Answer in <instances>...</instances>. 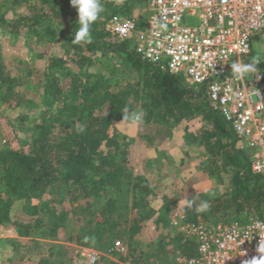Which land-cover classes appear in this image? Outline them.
I'll list each match as a JSON object with an SVG mask.
<instances>
[{
    "label": "trees",
    "instance_id": "16d2710c",
    "mask_svg": "<svg viewBox=\"0 0 264 264\" xmlns=\"http://www.w3.org/2000/svg\"><path fill=\"white\" fill-rule=\"evenodd\" d=\"M41 1L44 8L32 16H18L12 21L0 16V26L5 24L9 33L17 35L19 26H25L29 37L36 38V43L58 44L61 39L66 51L65 58L49 56L44 71L36 72L35 78L34 71L25 69L26 77H33L36 85L28 100L22 99L15 89L32 85H26L24 79L18 77L20 74H12L14 72L8 71L0 61V106L29 110L27 104L33 103V108H40L36 115L21 112L13 120V132L25 134V138L18 141L20 147L0 150V226H11L26 237L32 230H40V235L52 238L58 230L67 227L69 212L58 210L55 201L53 206L45 204L40 208L32 201L49 194L75 203L94 194L93 202L79 208L81 224L77 228V239L80 243L100 242L99 233L127 222L121 218L126 215L121 214L122 211L126 213V209L137 215L128 228L127 238L131 242L140 232L141 223L151 220L156 211L149 204L154 190L145 178L131 180L130 174L126 175L124 157L127 151L109 135L114 123L125 121V109L128 113L141 110L144 124L156 119L172 125L198 114L202 127L196 134L186 137L207 157L204 170L208 177L220 181L225 177L228 182L225 200L215 198L211 204L206 194H200V205L207 202L208 212L220 213V218L232 219L231 222H243L234 217L247 210L264 218V190L260 177L251 171L250 153L237 147L240 135L212 109L205 87L192 86L182 77L142 63L134 52L132 40H118L105 30L117 13L127 15L132 0H123L117 11L110 7L109 14L102 15V11L103 22L97 20L91 26L90 43L71 42L79 25L76 10L69 0H60L59 9L54 7L52 0ZM94 55H99L96 61ZM107 57L122 61L126 68L139 74L140 79L133 84H119L114 78L117 70L113 68H106L97 76L89 72L96 62L104 66ZM68 61L77 66V72L67 66ZM257 67V73L264 78V62ZM121 175L126 178L124 181ZM16 201L21 203L25 220L12 218L11 207ZM42 211L46 220L39 218ZM182 212L190 223L205 221L207 217L195 204L192 208H183ZM182 240L181 233L174 238L183 253L194 257V242L182 243ZM131 247L129 244V255L133 256L136 249ZM119 260L123 258L119 256ZM141 263L139 258L132 262ZM39 264L53 263L44 259ZM106 264L116 263L107 261Z\"/></svg>",
    "mask_w": 264,
    "mask_h": 264
},
{
    "label": "rangeland",
    "instance_id": "374dc122",
    "mask_svg": "<svg viewBox=\"0 0 264 264\" xmlns=\"http://www.w3.org/2000/svg\"><path fill=\"white\" fill-rule=\"evenodd\" d=\"M15 1L17 6H14ZM122 1L101 0L102 15L104 13L109 14L112 11L110 7H114L117 11ZM59 2L60 0H52L56 9H59ZM106 4L108 8H106ZM129 5L127 15L117 13L116 16L132 18L136 20L138 26L143 25L148 15L147 0H132ZM13 6L14 8H12ZM43 8L44 5L41 0H0V16H3L6 21L16 20L18 16H32L35 11H42ZM103 18L101 16L98 20L103 22ZM182 24L194 26L198 24V21L193 16H185ZM105 30L107 31L106 27ZM19 32V34L14 35L9 33L5 24L0 26V61L8 71L14 72L12 74H20L18 77L21 76L26 85L33 86V88L32 86L30 88L20 86L15 89L21 94L22 99L28 100L36 89V85L33 82V77H26V70L34 71L35 78L36 72L44 71L49 56L57 55L65 58L66 51L60 42L61 39L58 44L54 42L53 44H49V42L38 44L35 37H29L25 26H19ZM59 36L63 38L61 35ZM97 56L99 55H94L96 58L94 61L97 60ZM253 58H258L259 63L264 62V39H254L252 52L247 60L242 63H251ZM103 60L102 58L101 61ZM67 64L73 71H78L77 66L71 62L68 61ZM158 67L163 70L162 66ZM106 68L117 70L114 78L119 84L126 82L133 84L140 79V75L126 68L122 61L117 62L110 57H107L104 66L97 62L92 64L89 72L97 76ZM258 71L257 67L255 72L246 76L251 78ZM182 78L187 82L186 78ZM27 106H29V110L10 107L5 104L0 106V150L20 147L18 141L25 138V134L21 131L13 132V120L21 112L36 115L40 109L38 106L33 108L35 106L33 103H29ZM138 109L139 107L136 110ZM138 111L137 114L141 116V110ZM171 124H165L156 119H153L149 124L134 123L128 119L114 123L109 131V135L115 138L127 151V155L124 157L126 175L130 174L131 180L135 177L145 178L154 190V197L150 199L149 204L158 212V215L145 223H141L140 232L134 236L131 242L127 238L128 228L131 226V222L137 218V215L132 213L130 209H126V213L124 211L121 213L126 214L122 215L121 218L127 222H121L116 225L115 229L99 233L100 242L89 241L88 245H84L77 239L79 236L77 228L81 224L78 213L80 207L94 201V194L89 195L84 200H77L75 203H70L68 198L60 199L58 196L53 197L44 194L40 199H34L32 204L39 208L48 204L49 207L53 206L55 201L54 205L57 206L58 210L69 212L67 227L58 230L54 237L48 239L46 236L40 235V230H32L31 235L26 237L11 226H0V264H39V261L44 259H48V262L53 264L58 262L82 264V253L86 249L95 252L98 257L97 264H106L107 261H113L116 264H132L133 260L138 258L141 260V264H175L176 257H186L187 255L180 250L179 244L174 242V238L180 233V224L171 220L172 214L175 212L184 213L182 212L183 201L188 200L189 197L190 200L194 201L193 204L196 205V208H199L198 196L200 194H206V198L211 204L215 198L225 200L228 182L225 177L221 181L208 177L204 170L207 157L204 156L198 145L193 144L186 137L188 134H196L202 127V121L198 114L188 120ZM248 152L251 156V152ZM123 178L126 179L121 175V180ZM208 211L209 209L203 211L207 217L204 219L205 221L201 222L224 225L229 224L232 220L222 219L219 216L220 213L212 214ZM246 212L234 217V219L245 222L248 217L258 216L253 211L248 212L247 210ZM11 215L14 220H25L20 202L16 201L12 205ZM157 217L159 219H156ZM39 218L46 220L44 211L41 212ZM107 238L108 243H106ZM190 241L193 240L190 239ZM183 242L185 241L182 240ZM129 244L132 246L131 248L136 249L133 256L129 255ZM119 256L123 258V261L119 260Z\"/></svg>",
    "mask_w": 264,
    "mask_h": 264
},
{
    "label": "built area",
    "instance_id": "2783aa9c",
    "mask_svg": "<svg viewBox=\"0 0 264 264\" xmlns=\"http://www.w3.org/2000/svg\"><path fill=\"white\" fill-rule=\"evenodd\" d=\"M147 11L143 25L115 16L106 29L118 40H132L142 63L205 87L212 109L240 135L237 147L251 152V171L264 190V78L256 73L236 79L231 73L232 62L251 54L254 39H264V0H147ZM185 16L198 24L183 25ZM171 220L196 247L194 257L178 256L175 264H245L259 256L256 249L264 242V218L215 225L190 223L175 212ZM82 256V264L98 263L93 251Z\"/></svg>",
    "mask_w": 264,
    "mask_h": 264
},
{
    "label": "clouds",
    "instance_id": "9594fccd",
    "mask_svg": "<svg viewBox=\"0 0 264 264\" xmlns=\"http://www.w3.org/2000/svg\"><path fill=\"white\" fill-rule=\"evenodd\" d=\"M71 7L76 10L77 20L79 27L76 29L74 35L72 34V41L75 43H90L91 36V26L94 24L100 17L102 13V3L101 0H69ZM242 51L247 52L246 46ZM259 64L258 58H253L251 63H242V62H232L231 63V72L236 79H243L249 73H253L257 70V65ZM123 119H131L134 123L142 122V118L137 113H128V110L125 109L123 113ZM83 128H81V131ZM194 201L193 200H184V208H192ZM209 208L207 202H203L198 211H206ZM243 242V241H242ZM259 253V256H254L250 260L245 261V264H264V242H259V245L256 249Z\"/></svg>",
    "mask_w": 264,
    "mask_h": 264
},
{
    "label": "crops",
    "instance_id": "0c3cea01",
    "mask_svg": "<svg viewBox=\"0 0 264 264\" xmlns=\"http://www.w3.org/2000/svg\"><path fill=\"white\" fill-rule=\"evenodd\" d=\"M155 211H156V210H155ZM156 215H158V212H156L155 217H156Z\"/></svg>",
    "mask_w": 264,
    "mask_h": 264
}]
</instances>
